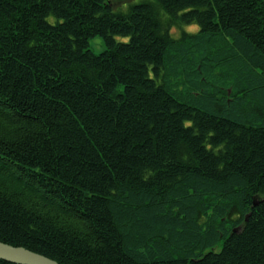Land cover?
<instances>
[{
  "label": "trees",
  "instance_id": "16d2710c",
  "mask_svg": "<svg viewBox=\"0 0 264 264\" xmlns=\"http://www.w3.org/2000/svg\"><path fill=\"white\" fill-rule=\"evenodd\" d=\"M122 1L0 0V242L264 264V0Z\"/></svg>",
  "mask_w": 264,
  "mask_h": 264
},
{
  "label": "water",
  "instance_id": "95a60500",
  "mask_svg": "<svg viewBox=\"0 0 264 264\" xmlns=\"http://www.w3.org/2000/svg\"><path fill=\"white\" fill-rule=\"evenodd\" d=\"M0 260L11 264H57L45 256L0 242Z\"/></svg>",
  "mask_w": 264,
  "mask_h": 264
},
{
  "label": "rangeland",
  "instance_id": "374dc122",
  "mask_svg": "<svg viewBox=\"0 0 264 264\" xmlns=\"http://www.w3.org/2000/svg\"><path fill=\"white\" fill-rule=\"evenodd\" d=\"M144 1H150V0H123L119 4L115 5L113 9L115 11H117L118 8H121L123 6L121 11H125L129 5L138 4V3L144 2ZM50 22L52 23V22H54V20L50 19ZM183 30L186 32H196L197 27H195V26L189 27V28L184 27ZM116 41L117 42H123L125 40L121 39V38H116ZM88 50L96 56L100 55L105 50V45H104L102 39L99 37H95V38L90 39L88 42Z\"/></svg>",
  "mask_w": 264,
  "mask_h": 264
}]
</instances>
